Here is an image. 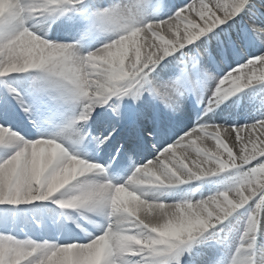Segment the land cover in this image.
Returning a JSON list of instances; mask_svg holds the SVG:
<instances>
[{"label":"snow or ice","instance_id":"snow-or-ice-1","mask_svg":"<svg viewBox=\"0 0 264 264\" xmlns=\"http://www.w3.org/2000/svg\"><path fill=\"white\" fill-rule=\"evenodd\" d=\"M0 264H264V0H0Z\"/></svg>","mask_w":264,"mask_h":264},{"label":"rangeland","instance_id":"rangeland-1","mask_svg":"<svg viewBox=\"0 0 264 264\" xmlns=\"http://www.w3.org/2000/svg\"><path fill=\"white\" fill-rule=\"evenodd\" d=\"M242 110H248L249 112L251 111L250 109H246V108H234V109H230L228 111H226L223 115L225 117H227L230 121H233L234 118L236 119H242L243 121H245L244 118L248 117V116H242V115H239L238 114V111H242ZM253 112V111H252ZM250 120H253V119H249V123H250Z\"/></svg>","mask_w":264,"mask_h":264},{"label":"bare ground","instance_id":"bare-ground-1","mask_svg":"<svg viewBox=\"0 0 264 264\" xmlns=\"http://www.w3.org/2000/svg\"><path fill=\"white\" fill-rule=\"evenodd\" d=\"M175 2H176V0H175ZM176 3H180V2L177 1ZM257 115H258L257 113H256V114H253V115H250V116L244 118L245 121H243L242 119H236V118H234L233 121H234V122H238V123H246V122H249V121H248L249 119H253V118H255ZM251 121H252V120H250V122H251Z\"/></svg>","mask_w":264,"mask_h":264}]
</instances>
